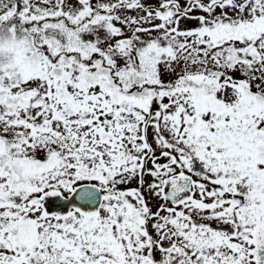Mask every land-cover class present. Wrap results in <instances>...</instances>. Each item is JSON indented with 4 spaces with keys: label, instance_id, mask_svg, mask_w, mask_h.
Instances as JSON below:
<instances>
[{
    "label": "snow or ice",
    "instance_id": "6c2138e0",
    "mask_svg": "<svg viewBox=\"0 0 264 264\" xmlns=\"http://www.w3.org/2000/svg\"><path fill=\"white\" fill-rule=\"evenodd\" d=\"M0 264H264V0H0Z\"/></svg>",
    "mask_w": 264,
    "mask_h": 264
},
{
    "label": "flooded vegetation",
    "instance_id": "af4514ba",
    "mask_svg": "<svg viewBox=\"0 0 264 264\" xmlns=\"http://www.w3.org/2000/svg\"><path fill=\"white\" fill-rule=\"evenodd\" d=\"M150 179V178H149Z\"/></svg>",
    "mask_w": 264,
    "mask_h": 264
}]
</instances>
